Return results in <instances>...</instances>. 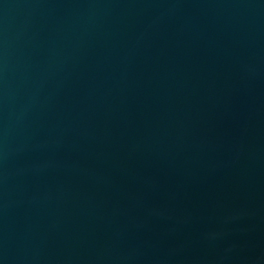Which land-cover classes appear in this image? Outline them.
Masks as SVG:
<instances>
[{
  "label": "water",
  "instance_id": "95a60500",
  "mask_svg": "<svg viewBox=\"0 0 264 264\" xmlns=\"http://www.w3.org/2000/svg\"><path fill=\"white\" fill-rule=\"evenodd\" d=\"M0 264H264V0H0Z\"/></svg>",
  "mask_w": 264,
  "mask_h": 264
}]
</instances>
